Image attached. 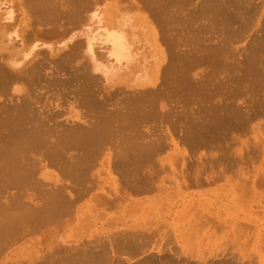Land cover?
Returning a JSON list of instances; mask_svg holds the SVG:
<instances>
[{
  "label": "rangeland",
  "instance_id": "374dc122",
  "mask_svg": "<svg viewBox=\"0 0 264 264\" xmlns=\"http://www.w3.org/2000/svg\"><path fill=\"white\" fill-rule=\"evenodd\" d=\"M2 1V8L9 11L12 18L10 17V19L5 21L2 49L0 50V52L4 53L5 56L10 55L12 52H14L17 66L20 71L26 70L32 64L35 65V62L37 61L43 62L44 64H46V66L42 69V72H44V74H46L48 78L50 76L55 77L59 75L55 78L50 77L51 79L71 78L74 75L71 72H74L73 70L75 67H78L77 71L78 73H81L83 70L87 69V67L84 66L86 62H90L91 60H94L96 62V59L94 58L83 56V51H85L84 49L86 47V44L90 43V41L92 40V38L90 37L86 40V36H88V34L95 35L96 33L104 29L113 28L115 30L116 27L111 26L115 24L116 20H119L118 18L114 17L115 14L119 12V10H129L128 12H130L131 14H143L141 15V17L145 16L143 18H147L146 20H148L149 23L146 26L150 29H154L155 33H157L155 41L151 43H155L158 48H161L164 51L167 60L169 59V57L168 52L166 51H169L171 49V52L174 51L173 53H177L178 51L180 54L182 52L181 56H183L184 51L186 53H184V55H188L193 51L197 55H199L200 53L203 54V52L207 50L206 48L208 47H206L205 49L202 47L204 49L202 50V48L200 49L199 47V43L200 45L202 43H206L209 45L210 42L214 44L218 39L219 46H221V43H224L222 42L221 38H224V34L227 35V32L224 29L228 27L231 29L232 27H234L231 30L229 29L231 33L232 30L236 29L237 25L239 26V24L245 23L246 18L247 20L244 24L246 26L240 25L244 30L246 27V32L244 30L243 32H241L242 34L238 32L239 38L237 36L238 34H235L237 38L235 39V37L232 36L231 38H234L232 39L234 41L232 42V40L230 39V43L228 42L230 46L228 45V47L226 45V51L229 50L226 53L224 51L225 55L228 56V61H225L226 63L234 60H236V62H241L243 60V57L247 53V48L245 46L247 44L248 47L251 38L253 37L252 40L254 41H251L253 45L251 44L252 46L249 48L257 47L256 42L258 41V39L256 40L255 36L264 35V32H262L264 26H261L262 24H264V21H261V19H264L262 18L264 17V0H251V3L249 4L248 2H250V0H236L234 4H229V6L231 7L234 6L233 8L236 7L235 9L230 8L234 12L235 10H237V4L240 6H238L239 10L237 11L239 13L240 11L243 12L240 13L241 18L240 16L237 17L240 18L238 19V22L233 24L235 21H232V24L236 26L230 24L231 27L230 25L227 26L224 24L223 18L225 15L221 17L218 16V14L217 16L219 18L217 19L219 20L221 18V23H223V26L225 25L224 29L219 27V23L221 20H214L215 24H213V26H216L212 28V23H210L209 20V17L211 19V15L208 14L209 17L207 14H205L204 16L201 15L202 13L200 10V3L201 1L204 2V0H201L200 2H198L199 0H192L187 1L186 3L183 2V4L180 2L182 4L180 5V7L177 5L180 4L179 2L177 3V0L176 2H169L170 5L169 3L167 5L169 7L162 6L161 3L164 4L163 0H160L159 3H153V0L149 5L153 7V11H151L152 8L148 6L143 7L141 5L142 3H140L139 0H89L83 10L77 14L71 13V10H73L71 9V6L74 7V5H70L69 9V4H67V7H64L66 6V2H63L64 0H55V3L57 4H55V6H58L61 9H58L57 7V10L61 12V16L58 15L57 17L45 23L37 22L27 18L28 14H25L24 12L25 6L23 5V1ZM56 1L62 2L65 5H58L60 3ZM221 1H227L228 3L230 0ZM203 2L201 3V5L203 4ZM158 4H160L159 7H157ZM197 4H199L198 6H200L199 9L198 7L197 9L195 8V5ZM124 6L126 7L125 10ZM162 8L164 9L163 11ZM165 9L169 11H166ZM62 10H64L65 12ZM159 10L161 11L160 13H158V15H161L160 17L156 13L159 12ZM198 12H200V14ZM152 13H156L155 15L159 17V21L158 19H155L157 17L151 15ZM251 13L255 15L253 16L251 15ZM246 14L248 16H246ZM198 15H201L202 17H205L207 15L206 18L208 17V19H201V16L198 17ZM171 17L176 19L172 20ZM179 17L182 18V20L179 19ZM254 17L255 20L253 19ZM161 18H166L164 22L165 25H161L160 21H164V19ZM168 18L172 22H170ZM237 18L234 20L237 21ZM188 19H190L191 21ZM154 20H157L158 23ZM207 20L209 21L207 22ZM240 20H243L244 22L242 21L241 23ZM217 21L219 22L218 24L216 23ZM167 22L170 23L168 24ZM260 22L262 23L260 24ZM205 23H210L211 25L209 24V26H212L210 27L211 29ZM221 23L220 26H222ZM158 24H160L161 27H166H162L163 30H167L169 27H173L170 30L168 29L169 32L167 31L166 34L162 32V34H165L163 35L166 36V40L164 37H162L163 35L161 34L160 30L162 28L159 29ZM203 24L206 26V29L209 28L213 32L208 29L207 31H204L205 28H201ZM248 25L250 28L247 27ZM260 26L262 28H260ZM174 27L175 31L180 30V33L178 31L177 34V32L173 30ZM239 28L241 29V27ZM214 29L216 31H214ZM222 29L225 33L222 32ZM171 30H173L174 32H172ZM217 30L222 32L221 33L218 31L221 35L218 34ZM237 30H235L234 32H237ZM214 32L217 33L218 36L220 35L221 38L219 36L215 39L216 34ZM172 36L175 38V40L172 38ZM258 36L256 38H258ZM167 37H169L170 41H172V39L174 40V45H172V42L168 41L169 44L171 43V47L169 46L171 49L167 48L169 45L168 43H166ZM209 38H211L212 40ZM218 42H216V44ZM247 42H249V44ZM57 43H64V46L62 48H58ZM211 43L210 45L212 46L213 44ZM203 44L201 46L205 47L206 44ZM195 46H198L199 48H196ZM184 48L188 50L190 48L191 49L188 51ZM197 49L200 51H198ZM68 51L72 52L73 57L70 58V60L64 62L65 68L60 69L55 67L56 65L54 64L56 63L53 60L58 59L60 55ZM20 53H22L21 58L18 57ZM230 53H236V55H231ZM242 53L244 55H242ZM261 54V58L264 59V53ZM167 60L163 61V64ZM188 67L186 68L187 70L185 69V71L183 68H181V71L183 70L182 74H184V80L182 78V74H180V80H178L177 74H179V72L181 73V71H178V73L175 74L177 80H172L171 83L168 82V87H171L172 85L186 86V84L188 85L192 81L196 85H199L198 83L201 81L200 79H202V81L204 80L202 83L203 86L204 84H206L204 88H207H205L206 90L204 88V90L202 89L203 93L194 94V90L189 89L187 94L181 92L182 96H179V94L177 96L172 95L173 97L168 96L169 98L166 97L167 99L165 97L160 98L162 103L164 104L163 110L166 109L167 111L171 110V112H175L174 114H170L169 112V114L173 116V120H175V118L177 117V113H180L178 116H183V118L178 121L177 127L179 125L180 126L176 129V131L173 132V130L170 128V122H168L169 126L167 125L166 121L164 124L160 122L161 125H158V119L156 121L155 118H149L148 121L144 119V121H140V123L138 122V124L136 125V128L138 127V129L143 130V132H139H142L143 135L148 133L146 134V136H149V138L151 139L153 137L155 138L156 136L158 137V134L160 132V136L163 133V139L164 136H166V139H164L166 142L163 149H158L157 154L156 152H153L150 160H148L145 164L143 163L144 165L142 164V168H138V171L136 170L134 172L136 174H132V178H130L131 174L127 175L128 177L130 176V179H127V176L125 178L124 176L121 178L122 175H119L120 173L117 172L120 170H115L113 166L110 165L112 163L110 161H113L115 159L114 155H117L116 153L120 149L119 146L118 148L117 146H115L117 145V143H119L117 142L119 138L114 141L111 140L112 143L116 142L115 145H113L112 143L104 145V148L100 152L102 154L99 153V156H96V166H93L94 168L92 167L91 171L89 170L90 175L88 176V178H90L91 176L95 177L94 179L96 181H93L91 178L89 179L90 182L89 180H85L86 184L84 185L87 187H85L83 184L82 187L79 186V184H71L72 186H77L76 188H78L79 193L83 192V195H86L87 192L88 195L80 196L79 194L77 198H74L75 201L71 205H73L74 207H72L75 209L70 207V211L61 217V221L56 223L50 222L49 225L42 226V228H40V230H37V232L23 236L21 240L19 239V241L16 240L14 242L6 244L7 246L3 247V249H5L2 252L0 249V264H20L22 262L23 264L25 262L28 263V261L26 260L27 257L25 256V248H31L38 245L39 247L43 246L41 248L45 250V245L49 244H47L45 240H48L49 235L50 239L48 240V242L52 241L54 245L60 244L71 247V245L75 246L85 242L96 241V244L98 246L103 245L102 241L104 242V240H107V243L111 242L110 240L116 237L117 233L119 235V231L120 236H123V233H125V231L126 234H130V232L133 233V231H140L138 234H142L141 232H143L142 238L141 235H138L139 241H141L142 239L143 241H141V243L144 242V247L142 246L143 249L141 248L142 252L140 251V249L139 251L137 250L136 254L118 253L116 255L115 252H111L112 254L110 253L113 258L119 256L126 263H135L146 256L148 257L151 254H156V256L158 257V255L160 254L164 255V253H169L170 256H172L173 254L175 257L172 256V258H177V261L179 260V258L180 260L182 259V262L179 263H176V260L174 259L176 264H184L186 260L189 261V264H210V262L213 264L214 262L219 263V261L221 262L222 260H228L227 262L229 263L230 258V262H233L232 260H235L233 262H236L235 264H264V114H262L264 112L260 110L261 115L259 114L256 115L255 118L253 117L252 119L254 120H250V122L248 121V125H240L243 126L244 129L238 126L239 129L237 127V129L234 128V132L231 129V133L229 130L226 134L224 133V135H222L221 133L220 137L215 138V140L217 141L213 140L211 142L209 140L210 142H207L204 145L202 144L200 146L198 145L200 143H194V145H192V142L186 143V141L184 142V140H180V135L184 134V132L186 131L184 129V121L182 122V120L192 118V121L199 123L201 121L199 117L202 118L203 115L202 111L204 105L206 106L208 104L209 106V104L211 105L213 103H220L224 100L228 101L229 97L227 96L228 93L226 92V89L228 87V89H230L234 84L232 80H227L228 77H226V72L223 71V67L221 65H217L212 68L211 65H207V62H201L200 64L198 62L196 64L189 63ZM47 72H49L50 74H48ZM89 72H91V74L93 75L92 78L94 80V87L96 89V93L99 95L97 97L100 100H105V98L102 97L103 95H101L102 93H104V95L107 94L105 87L110 91L115 90L117 92L115 96L116 98H118L116 99L117 104L122 95H125L122 91H126V94L129 92L133 94V92L131 91H134V89L136 90V88H133L136 86L135 81L130 82V85L125 84V82L121 79H114L112 80V82H108V80H104L105 77H103V74H101L96 69H91L90 67ZM232 72H234V75H240V72H237L235 70H233ZM160 78H158L159 80L157 81L156 85L161 82L160 80L162 79ZM212 78L213 80H211ZM82 79L83 78H79L78 81L80 82V80ZM197 79L199 80V82H197ZM206 79L207 81H205ZM71 80H67L68 83H71L73 81ZM187 80L188 82L186 83ZM76 81L77 80H74L73 84H75ZM229 82L231 86L229 85ZM181 83L183 84L181 85ZM45 85L46 84L43 82L39 86H37L34 82L28 83L24 82L23 80H19L16 81L15 86L19 87L20 89L19 91H15V95H17L18 98L22 97L24 93H27L31 98H33V96H40L36 98V100L38 101H36L35 103L36 107H38V110H42L43 108L51 109L52 107L54 108L51 109L52 111L60 109L58 110V112L61 111L62 114L58 113L57 111L54 112L61 114L56 118L64 123H67L68 120L70 123H74L75 121L78 123H83L88 119V116L86 114H83V110H85V108L78 106V102L74 99L75 95H72V92H70L71 94H66L65 98L64 96L63 98H61L62 94L59 92L58 95L57 93L60 90H58L57 92L54 90L51 91L46 89ZM167 85L165 84V86ZM215 85H217V87L218 85L220 86L217 88L218 90L220 88V91L217 93L215 92L216 90L213 89V87L216 88ZM173 86L170 88L171 90L167 87L170 92L174 90ZM222 87H224V89ZM24 88L25 90H23ZM69 88H71V86ZM222 89L226 94H224ZM66 90L67 89H65V91ZM168 90L167 92L169 94L170 92ZM11 92L12 91L10 89V91L6 93L5 98H9ZM262 92H264V88L261 89V92L259 91V98L264 100V96H261L264 95L262 94ZM171 93L169 95H171ZM209 93L211 94L209 95ZM249 94L250 93L240 94L236 96L237 98H230L229 100H232L234 102L236 99V103L243 102V104H245V101L243 100H253V98ZM223 97L224 100H221ZM172 98H174V100ZM111 100H109V102H105V107L107 105V109L109 110L112 108H115L113 110L119 109L120 106H118L117 104H115L116 107L118 106L117 108L112 106L115 100L114 102ZM202 103L205 104L201 105ZM169 106L171 109L169 108ZM200 109H202V111ZM86 112L88 111L86 110ZM184 112L189 115H186ZM155 124H157L160 128V130L158 127L156 128V132H158V130L160 131L157 134L156 132H153L155 128L153 129V131L151 130L153 126H157H155ZM189 128L188 129L190 131L193 129H191V126ZM240 128H242V130H240ZM146 129L148 130L146 131ZM150 130L152 134H150ZM127 131H129L128 133L131 134L132 130L131 128L130 130L126 129L124 131L125 134H128ZM244 131L245 134L240 135L242 134L241 132L244 133ZM173 135L175 137H173ZM115 138L116 136H114L113 139ZM146 139H148V137L143 140L145 141ZM220 141H222V143ZM236 141L240 143L238 144L236 143ZM234 142L235 145L232 146L231 144H234ZM222 146L225 148L228 147L229 150L231 149V151L235 155H231L228 148L226 153L225 148H223ZM114 147L117 150H115ZM220 149H224V152ZM112 155L114 156V158ZM153 155H155V157H153ZM152 158H155V161ZM149 163H152L151 165L153 166L146 165ZM144 168L146 171L144 170ZM45 169L48 171L47 173H45L46 177H43L44 175H41L42 173L39 175V177H42V180L49 181V176L56 175L57 171L51 167H47ZM95 173L96 175H94ZM134 176H136V178ZM91 181H93V183ZM88 185H90L89 187L93 185L92 189L90 188L89 190ZM130 185L133 186V188H135V186H138L140 190L137 188L135 189L139 191V194L135 189H132ZM127 186L130 187L127 188ZM80 187L81 189H79ZM86 188H88V191L84 190ZM130 189L135 190L136 193ZM51 229L53 230L50 231ZM44 231H47V233L45 232L46 234H48L49 232L50 233L47 237H43L44 240L42 241L41 236ZM51 234L53 235L51 236ZM110 236H113L111 237L112 239L109 238ZM146 236H148L147 238H149L150 240L147 239ZM38 239L40 240L37 241ZM53 243L50 242V245H53ZM138 252L139 254H137Z\"/></svg>",
  "mask_w": 264,
  "mask_h": 264
},
{
  "label": "bare ground",
  "instance_id": "6f19581e",
  "mask_svg": "<svg viewBox=\"0 0 264 264\" xmlns=\"http://www.w3.org/2000/svg\"><path fill=\"white\" fill-rule=\"evenodd\" d=\"M21 1H23V5L25 6V7L23 6L25 8L24 9L25 14H28L27 18L32 19L34 21L45 23L57 17L58 15L61 16L60 15L61 12L57 10L58 6L57 7L55 6L56 4L55 0H21ZM59 1H56V2H59ZM88 1L89 0H64L63 2L64 3L66 2V6L64 7H67L68 6L67 4H69V7H68L69 9H70V5H74V7L71 6V9H73L71 10L72 11L71 13L77 14L83 10V8L85 7ZM139 1L140 3H142L141 5L143 7L148 6L152 8L151 11H153V7L149 6L153 0H139ZM159 1L160 0H154L153 3L155 2L159 3ZM172 1L176 2V0H163L164 4L163 3L161 4L163 7H166L168 3ZM187 1H192V0H177V3L181 2L183 4V2L186 3ZM200 1L201 0H199L198 2ZM235 1L236 0H232V1L230 0L227 3V1H221V0H217V1L216 0H207V1L204 0V2L201 1V3L203 2L202 5L200 3L201 7L198 6L199 4H197L195 5V8L197 9L198 7L199 9L200 7V10L202 13L201 15L203 16L205 14L211 15V19L209 15L208 17H209L210 23H212V26L213 24H215L214 20L219 18L218 16L223 17L224 15L225 16L223 18L224 19L223 22L225 25L229 26L230 24L233 25L236 22H238V19L241 18L240 13L243 12V11H240L239 13L237 11L239 10L238 4H237V10H235V12L232 9H235L236 7L233 8L234 6L233 7L229 6V4H234ZM59 3L60 4L58 5H61V6L65 5L62 2H59ZM181 3L177 5L180 7V5H182ZM249 3H251V0L250 2H248V4ZM2 4H3V1L0 0V50L2 49V42H3L2 39H3V34H4L3 30L5 27V21L10 19L11 17L10 12L2 8ZM159 5L160 4H158L157 7H159ZM125 8L126 7L124 6V10ZM58 9H60V7H58ZM163 10L164 9L162 8V11ZM128 11L129 10L127 11L119 10V12L115 14L114 17L119 19V20H116L115 24L111 26V27L115 26L116 27L115 30L113 28L104 29L96 33L95 35L88 34V36H86V40L89 37L92 38V40L90 41V43L86 44V47L84 49L85 51H83L84 52L83 56L84 57L89 56L90 58H94L96 59V62L94 60H91L90 62L89 61L86 62L84 66H86L87 69L83 70L81 73H78L77 71L78 67H75L73 70L74 72H71L72 74H74L73 77L71 78L53 79L59 76V75L55 76L56 75L55 74L54 75L55 77L50 76L53 78L51 79L49 77L50 78L49 79L47 75L44 74V72H42V69L46 66V64L40 61L35 62V65L32 64L26 70L20 71V69L17 66L14 52L6 56L4 53L0 52V249H1V252L5 249V248L3 249V247L7 246L6 244H9L10 242H14L16 240L19 241V239L21 240L23 236L33 234L34 232H37V230H40L42 226L49 225L50 222L56 223V222L61 221L62 219L61 217L70 211V207L71 208L74 207L73 205H71L75 201L74 198H77L79 194L80 196L85 195V194L83 195V192L79 193L78 188H76L77 186H72L71 184H76V185L79 184V186L82 187V184L83 185L86 184L85 180H89L90 178L93 181L95 180L94 179L95 177H92V176L88 178V176L90 175L89 170L91 171V168L93 166H96V156H99L98 154L102 151V149L104 148V145L108 143L109 144L112 143L111 140L114 141L119 138L117 140V142H119L117 143V145H115L116 142L112 143L113 145L117 146V148L119 146L120 149L117 151L116 153L117 155H114L115 159L114 160L112 159L113 161H110L113 163V164L111 163L110 165L113 166L115 170L116 169L120 170L117 172L120 173L119 175H122L121 178L123 176L125 178L129 174H131V177L130 176L129 177L132 178L133 177L132 174H136L134 172L136 170L138 171V168L141 169L142 166L145 163H147L148 160H150V157L152 156L153 152L154 153L156 152L157 154L158 149H161V148L163 149V147L165 146V142H166L164 140L166 139L165 138L166 136H164V139L162 137L164 135L163 133H162L163 135L161 134L160 136L161 132L159 131L160 128L158 127V125H161L160 122L164 124L166 121L167 125L169 126L168 122H170L171 124L170 128L173 130V132H175L176 129L180 126L179 125L177 127L178 121H180L183 118V116L180 115L181 116L180 117L178 116L180 113L179 114L177 113V117L175 118V120H173L172 119L173 116L170 115L173 113V111L172 112L171 110L167 111L166 109L163 110L164 104L162 103L160 98H163V97L166 98L172 95L177 96L179 94H180L179 96H182L181 92L184 94H187L189 89L194 90V94L203 93L202 89L206 85L204 84L203 86L202 83L204 80L202 81V79H200L202 81V82L200 81L201 83L197 79L198 80L197 82H199L198 83L199 85H196L193 81L190 83L191 84L194 83V84L191 85L189 83L187 85L186 84L188 82L187 80L186 83H184L186 84V86L182 85L183 83H181L182 86L175 85L177 86L175 87L172 85L174 88V90L171 91L172 93L168 90V88L170 89L172 87V86L168 87L167 85L168 82L171 83L172 80L176 81L177 78L178 80H180L179 79V77L181 76L180 74H182L183 72V70L181 71V68H183L185 71V69L189 66V63L196 64L199 62L200 64L201 62H207V65L208 64L211 65L212 68L217 65H221L223 67V71L226 72V77H228L227 80H232V82L234 83L230 89H228L229 87L227 89L225 88L226 92L228 93L227 96L229 97V99L237 98L236 96L240 94L250 93L249 95L253 98V100L249 101L247 97L245 98L247 100H243L245 101V104H243V102L236 103V99L234 102L229 99L228 101H225L223 97L221 100H224V101L220 103H213L211 105L209 104V106L208 104L205 106L204 105L205 103L204 104L202 103L201 105H204V108H203V111L202 109L200 110L203 112V115H202V118L198 116L201 120V121L199 120L200 121L199 123L192 121V118L182 120V122L184 121L183 122V124H185L184 129L186 131L184 132V134L180 135V140H184V142L186 141V143L192 142V145H194V143H197V144L200 143L198 145L201 146L202 144L204 145L207 142H210V141L212 142L213 140H215V138L220 137L221 133L222 135H224V133L226 134L228 130L229 131L231 129L233 130L236 127L238 128V126L243 128V126H240V125H243V124L248 125L250 120H254L252 119L253 117L255 118V116L259 115L261 111L264 112V110H262L264 109V100L259 98L260 97L259 91L261 92V89L264 88V59H262L260 56L262 55L261 53H264V35L262 36L259 35L260 39L258 35H257L258 38H256L257 36H255V39L256 40L258 39V41L256 42L257 47L249 48L253 45L251 42V41H254L252 40L253 37L251 38L250 44L249 42H247L249 44L248 47H247V44L246 46L244 45L247 48L246 49L247 53L244 57L242 56L243 60L241 62H236V60L227 62V63L225 62V61H228L227 60L228 56L225 55V53L229 51L228 48H227L228 51H226V47L229 45L228 42L230 43V39L231 40L234 39V38H231L232 36L235 37V39L237 38V36L239 38V33L243 32L244 29L240 25L246 26L244 25L247 20L245 16H244L246 18L245 23L243 24L238 23L239 26L237 25L236 29L232 30L233 32L231 31V33H230V30L234 27H232L231 29L229 27L224 29L225 25L223 26V23H221L222 22L221 18L219 20H221L220 23L223 27L220 26V23L218 22L219 20L217 19L218 21L216 23L217 24L219 23V27L223 28L227 32V35L224 34L225 35L224 36L225 39H224L223 37L221 38L220 36L221 34L219 32L221 31L217 30V32L219 31L218 34H220L219 36L222 42L224 43H221L222 45L219 46L218 39L215 41L214 43L215 45L210 42L211 44H213L212 46L210 45L209 42H208L209 45L206 43H205L206 45L202 43L203 45H205V47L201 46L202 44L200 45L199 43L200 49L202 47L204 49L208 47L206 48L207 50H205L206 52L204 51L203 54L198 53L199 55H197L193 51L190 54L187 53L188 55H184L185 53L184 51L183 56H181L182 52L180 54L178 51L177 53H173L174 51L171 52L172 50L170 48L171 43L169 44V42H172L173 43L172 45H174L175 36L174 35H173L174 37L172 36V38L174 39V40L172 39V41H170L169 37H167L166 43L169 44V45L167 44L168 45L167 48L171 49L169 51H166L168 52V57H169V59L167 60L166 54H164V51L161 48H158V46L155 43L154 44L151 43L155 41L157 33H155L154 29L152 28L150 29L146 26L149 23V21L146 20L147 18H143L145 16L141 17V15L143 14L135 15L133 13L131 14ZM166 11H169V10H166ZM160 12H161L160 10L159 12H156L157 15ZM156 13L154 14L152 13L151 15H154L155 17H157L155 19H158L161 15H158L159 16L158 17L155 15ZM198 13L200 14V12ZM251 15L253 14L251 13ZM162 16H163V13H162ZM200 16L198 15V17ZM206 16L205 17L201 16V19L202 18L205 19ZM238 16H240V18H237ZM246 16L248 15L246 14ZM208 17L206 19H208ZM171 18L172 20L176 19L173 17ZM236 18H237V21L234 20ZM161 19H164V18H161ZM165 19L164 21L162 20L163 23L162 21H160L161 25H165L164 23ZM179 19L182 20V18L180 17ZM253 19L255 20V17ZM209 20H207V22ZM154 21L158 23L159 19L158 21L157 20H154ZM169 21L172 22L170 19ZM232 21L233 22L235 21V22L233 23ZM242 21L240 20L241 23ZM261 21H264V19H261ZM261 23L262 22H260V24ZM209 24H206V25H208L209 28L212 27V26H209ZM161 25L158 24L159 29L163 27V26L161 27ZM214 26L212 28H214ZM233 26H236V25H233ZM261 26H264V24H262ZM261 26L260 28H262ZM202 27L205 28L206 26L203 24L201 28ZM239 27H241L242 30ZM247 27H249V25ZM163 28H166V27H163ZM163 28L160 29L161 34L162 32L166 34L167 31L169 32V30L173 27L171 28L167 27L169 30L164 29L166 31H164ZM179 28H182V27H179ZM209 28L207 29L210 30L211 28L210 29ZM207 29L205 28L204 31H207ZM173 30L175 31V27ZM173 30L171 31L174 32ZM224 30L222 31L223 33H225ZM235 30H237V32H234ZM246 30L247 29L245 27L244 31L246 32ZM178 31L180 33V30H176L175 32H177L178 34ZM214 31L216 30L214 29ZM262 32H264V29H262ZM233 33L234 35L235 34L236 35L238 34V35L234 36ZM215 34H216L215 36V39H216L219 36L217 35V33ZM164 35L162 37L165 38L166 36ZM149 36H150L151 41L149 39ZM233 41L234 40H232V42ZM216 42L218 43L216 44ZM57 45H58L57 46L58 48H62L64 46V43H57ZM203 48L202 50H204ZM230 54L236 55V53L234 54L230 53ZM242 55L244 54L242 53ZM21 56H22V53L18 55L19 58H21ZM72 57H73L72 52L68 51L66 53H63L62 55H60V57H58V59L53 60L56 63L54 64L56 65L55 67L60 68V69L65 68L64 62L70 60V58ZM165 60L167 61L163 64V61ZM90 67L91 69H96L101 74H103V77H105L104 80H108V82H112V80L114 79H121L125 82V84L130 85V82L135 81L136 86L133 88H136V90L134 89V91L133 90L131 91L129 89L131 92H133V94L130 92L126 94V91H122L124 92L125 95H122V97L119 99V102L117 104L116 99L118 98L115 97L117 92L115 90H114L115 92L110 91L108 90V88L105 87L107 94L106 93H105L106 95H104V93L101 94L103 95L102 97L105 98V100H100L97 97L99 95L96 93V89L94 87V80L92 78L93 75L91 74V72H89ZM233 70L240 72V75H237V74L234 75V72H232ZM178 71H181V73L179 72V74H177ZM221 71H222V68H221ZM47 73L50 74L49 72ZM175 74H177L178 76L177 78ZM183 77H184V74H182V78ZM79 78L80 79L83 78V79L80 80L79 82L78 81ZM158 78L162 80H160L161 82H159V84L156 85L157 81L159 80ZM69 79L70 80L72 79L73 81L74 80H77V81L75 84H73L72 80H71L72 81L71 83L70 82L68 83ZM19 80H23L24 82H28V83L34 82L36 83L37 86H39L43 82L46 84L45 88L48 90H51V91L54 90L56 92L60 90L57 93L58 95H59V92L62 94V95L60 94L62 96L61 98H63V96L65 98L66 94L68 95L70 92H72V95L74 94L75 98L73 96L72 97L78 102V106L85 108V110H83L84 113L82 112L83 114H86L88 116V119L85 120L86 122L82 120L84 121L83 123L85 124H83L82 122L78 123L76 121L74 123H70L69 120L67 122L69 124L59 121V119H57L56 117L62 114L61 111L58 112V110L60 109L54 110V111H57L58 113H61V114H58L52 111L51 109L53 107L51 109L43 108L42 110H38V107H36L35 103L36 101H38L36 100V98L40 96L38 97L33 96V98H31L29 97L27 93H24L22 97L18 98L17 95H15V91L16 90L19 91L20 88L15 86V84H16V81H19ZM211 80H213V78ZM225 80H224V83H225ZM205 81H207V79ZM165 84L167 86H165ZM69 85L71 86V88H69L70 87ZM229 85H230V82H229ZM215 86L216 88L213 87V89L216 90L215 92L217 93L220 91V88L219 90L217 89L220 86L219 85L218 87L217 85ZM222 88L224 89V87ZM10 89L12 91L10 94V97L5 98L6 93L9 92ZM65 89L67 90L65 91ZM200 89H201V92H200ZM23 90H25V88ZM167 90L171 93V95H169L170 93L168 94ZM128 94H131V95H128ZM210 94L211 93H209V95ZM224 94L226 93L224 92ZM262 94H264V92H262ZM261 96H264V95H261ZM205 98H206V95H205ZM172 99L174 100V98ZM109 100L113 102L115 100L114 104L112 102L113 104L112 106L116 107L115 104H117L118 106H120L119 109H116V110H113L115 108H112L110 110L107 109V105L105 107V104H106L105 102L106 101L109 102ZM86 110L88 112H86ZM186 115H189V114H186ZM149 118L150 119L155 118L156 121L158 119V122H159L157 123L158 125L155 124V126L156 125L157 126L156 127L153 126L151 130L153 131V129L155 128L153 132H156V128L158 127L159 128L158 132L160 133L158 134V137L156 136L155 138L153 137L152 139L149 138V136H146V134L148 133L145 132L146 134L143 135L142 134L143 130L138 129V127L136 128V125L138 124V122L140 123V121H144V119L148 121ZM190 126H191V129L193 128L191 131L189 130ZM130 128L133 132L131 131V134H129L128 133L129 131H127L128 134H125L124 131L126 129L130 130ZM242 128H240V130H242ZM147 130L148 129H146V131ZM151 130L149 131L150 134H152ZM139 131H142V132H139ZM245 131L244 133L241 132L242 134L240 135L245 134ZM158 132H156V134ZM171 134H172V131H171ZM114 136H116L115 139H113ZM147 137L148 139L144 141L143 139ZM173 137L175 136L173 135ZM220 142L222 143V141ZM236 143L239 144L240 142L236 141ZM231 145L232 146L235 145V142L234 144L232 143ZM227 148H225L226 153H227ZM106 150H107V146H106ZM221 151L224 152V149H222ZM229 151L231 155L234 154L231 151V149ZM153 157H155V155H153ZM153 160L155 161V158ZM151 164L152 163H149L146 165H151ZM47 167H51L57 171L56 175H51L52 177L49 176V181L42 180V177H39L41 173H42L41 175H44L43 177H46L45 173H47L48 171L45 168ZM94 175H96V173ZM129 177L127 176L126 178L128 179ZM134 177L136 178V176ZM93 181L91 182L93 183ZM89 186L90 185H88V187ZM92 186L89 187V190L90 188L92 189ZM81 187L79 189H81ZM129 187L127 186V188ZM131 187L132 189H135V188L139 189L138 186H135V188H133V186ZM137 189L135 190L137 191ZM84 190L88 191V188ZM135 190H132V191L135 192ZM138 192L139 191H137V193ZM87 195L88 194L86 192L85 196ZM52 230L53 229H51L50 231ZM47 231H44L43 234L40 233L42 234L41 236L42 241L44 240L43 237H47L48 234L50 233L49 232L48 234H46ZM136 232L137 231H133V233L130 232V234H126V231H125V233H123L124 235L120 236V231H119V235L117 233L119 237L116 235V237L112 239L111 237L113 236H110L109 238L112 239L110 240L111 242L107 243V240H104V242L105 241L106 242L104 243L102 241L103 245L97 246L96 241L95 242L90 241V242H85V243L75 245V246L71 245V247L56 244V243H55L56 245H54L52 241L50 242L53 243V245H50V242H48V240L50 239L49 237L50 235H49L48 240H45L47 244L49 243L48 244L49 246L45 245V250L41 248L43 246L39 247L38 245L31 247V248H28V247L25 248V251H26L25 256L27 257L26 260L28 261V263L25 262L24 264H176L177 262L178 263L182 262V259L180 260L179 258V260L177 261L176 260L177 258H172V256L174 255L172 254V256H170L169 253H164V255L160 254L161 256L158 255V257L156 256V254L155 255L151 254L148 257L146 256L135 263H126L119 256H117L118 258L117 257L113 258L111 255L112 254L111 252H115L116 255L118 253H122V254L123 253L125 254L135 253L136 254L137 250L139 251L141 248L143 249L144 242L141 243V241L143 240L141 239V241H139V238H138V235H141V238H142L143 232H141L142 234H138L140 231L137 233ZM52 235L53 234H51V236ZM147 237L148 236H146V238ZM39 240L40 239H38L37 241ZM142 249L140 250L141 252H142ZM137 254H139V252ZM174 259L176 260V263ZM222 261L221 262L219 261V263L214 262L213 264H235L236 263V262L233 263L235 260H232L233 262H230L231 258L229 260V263L227 262L228 260L227 261L224 260L223 262ZM185 263L189 264V261L186 260ZM20 264H23V262ZM210 264L212 263L210 262Z\"/></svg>",
  "mask_w": 264,
  "mask_h": 264
}]
</instances>
